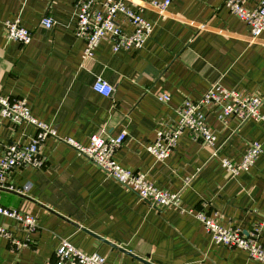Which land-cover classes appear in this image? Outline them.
I'll use <instances>...</instances> for the list:
<instances>
[{
    "label": "crops",
    "instance_id": "crops-1",
    "mask_svg": "<svg viewBox=\"0 0 264 264\" xmlns=\"http://www.w3.org/2000/svg\"><path fill=\"white\" fill-rule=\"evenodd\" d=\"M77 1L0 0V95L23 98L30 114L55 132L40 147L43 166L14 168L0 185L1 205L36 218V228L26 234L0 215V225L11 230L9 239L0 237V264H52L60 238L105 256L106 264H263L244 249L214 243L186 209L244 234L259 225L264 247V117L222 123L213 106L207 109L215 133L211 146L184 131L160 161L146 144L161 124L176 120L184 100L199 99L213 84L260 95L264 116V31L251 38L225 0H171L163 12L152 0H126L153 24L149 38L139 48L116 52L102 40L84 58V40L75 36ZM244 2L251 8L258 0ZM44 16L53 19L52 27L41 24ZM17 17L31 31L28 44L6 36L5 22ZM116 19L131 31L121 15ZM98 77L113 87L111 95L92 89ZM161 93L170 100L159 101ZM122 130L126 139L115 160L157 187L179 192L180 207L150 206L59 140L70 137L86 146L93 133ZM34 133L32 124L0 114V157L6 145L26 143ZM253 140L261 143V154L248 171L230 175L220 158L239 162Z\"/></svg>",
    "mask_w": 264,
    "mask_h": 264
},
{
    "label": "built area",
    "instance_id": "built-area-1",
    "mask_svg": "<svg viewBox=\"0 0 264 264\" xmlns=\"http://www.w3.org/2000/svg\"><path fill=\"white\" fill-rule=\"evenodd\" d=\"M170 2L171 0H152L149 3L163 12ZM224 3L249 26L251 38H256L264 31V0H258L251 8L245 5L244 0H225ZM76 6L75 36L84 40L82 52L84 58L91 57L102 40L109 41L112 50L116 52L121 48L141 47L152 32L153 24L142 16L139 8H132L126 0H78ZM118 15H121L122 19L132 27L131 31L121 27L116 19ZM41 24L50 28L54 25V21L50 16H44ZM5 31L8 39L20 44H28L31 41V31L20 24L18 17L5 22ZM92 89L106 97L113 91V87L100 77L93 82ZM156 98L168 102L170 95L161 93L157 94ZM261 104L262 97L256 93L213 84L199 99L184 100L176 109V120L171 124H161L162 126L155 130L154 138L146 144V149L156 160L162 161L174 150L178 138L184 131H187L193 140L199 141L204 146H211L215 140V133L207 121L209 107H218L217 119L222 123L232 118L242 123L250 119L262 120L264 116L260 110ZM0 114L14 123L26 122L35 127L34 135L26 143L13 142L6 145L0 157V185H3L7 173L14 168L43 166V159L39 155L40 147L48 136H55V132L50 124L30 114L23 98L9 100L0 95ZM125 139L124 130L116 135L103 131L93 133L86 146L70 137L59 138L81 152L107 176L134 191L139 199L146 201L150 206L180 207L179 192L161 189L154 185L146 174L125 168L115 160L114 155ZM261 152L262 145L259 141H249L239 162L220 158V163L230 175L234 176L240 171H248ZM214 154L215 150H213ZM186 211L194 213L203 223L214 243L228 248L244 249L249 257L264 264V247L259 241L261 234L259 225L254 226L248 234H244L239 228L221 225L215 218L202 211L192 209ZM0 215L14 219L26 234L36 228V218L27 212L0 204ZM10 236V228L0 225V237L9 239ZM12 240L18 246L26 245L25 242L21 243L13 238ZM52 264H106V260L105 256L97 252L87 253L66 238H60Z\"/></svg>",
    "mask_w": 264,
    "mask_h": 264
}]
</instances>
